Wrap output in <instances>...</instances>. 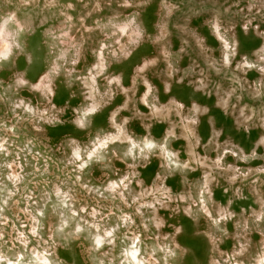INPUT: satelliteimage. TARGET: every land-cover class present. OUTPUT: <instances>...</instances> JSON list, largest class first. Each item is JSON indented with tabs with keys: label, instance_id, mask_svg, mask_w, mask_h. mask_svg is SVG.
<instances>
[{
	"label": "clouds",
	"instance_id": "clouds-1",
	"mask_svg": "<svg viewBox=\"0 0 264 264\" xmlns=\"http://www.w3.org/2000/svg\"><path fill=\"white\" fill-rule=\"evenodd\" d=\"M0 264H264V0H0Z\"/></svg>",
	"mask_w": 264,
	"mask_h": 264
},
{
	"label": "rangeland",
	"instance_id": "rangeland-1",
	"mask_svg": "<svg viewBox=\"0 0 264 264\" xmlns=\"http://www.w3.org/2000/svg\"><path fill=\"white\" fill-rule=\"evenodd\" d=\"M21 163L23 164V159H21ZM33 163H37V162L36 161H33ZM40 164H43V161H39V164L37 166H39Z\"/></svg>",
	"mask_w": 264,
	"mask_h": 264
}]
</instances>
